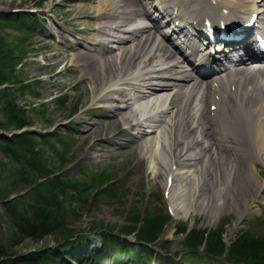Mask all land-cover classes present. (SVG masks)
<instances>
[{"label": "rangeland", "instance_id": "1", "mask_svg": "<svg viewBox=\"0 0 264 264\" xmlns=\"http://www.w3.org/2000/svg\"><path fill=\"white\" fill-rule=\"evenodd\" d=\"M85 4L67 0H0V241L15 254L44 249L59 254L62 251L69 264H80L72 254H80L81 248L91 245L95 247L91 258L102 257L97 264H119L111 261L110 250H103L111 239H103L101 232L111 230L118 235L112 238L116 244L131 247L132 255L141 253L138 259L148 256L147 251L138 249L143 245L157 253L161 261L180 260L176 264H183L182 259L192 264H261L259 260L226 257L230 252L216 249V245L226 248L236 242H251L264 252V191L256 200L259 206L250 203L248 217L241 226L237 211L218 210L208 216L202 210L196 212L195 207L187 208L192 202L181 200L178 211L171 206L175 201L169 195V187L165 190V180L153 181L149 177L156 165L154 161L141 160L142 153L135 146L120 149L113 142L108 144L107 140L118 131L108 134L106 113L85 115L82 110L91 107L85 87L64 88L67 81L75 79L73 71H62L68 53L59 34L90 27L75 19L74 10ZM20 12L39 13L35 20H28L27 30L17 26L21 23ZM72 21L78 23L77 28L72 27ZM48 31L54 38L45 37ZM91 124L98 133L83 139L82 134ZM21 134H26L23 140H15ZM124 137L116 139L117 143ZM97 139L102 142L94 145ZM256 161L260 175L255 182L263 185L264 161L259 157ZM192 169L183 171L191 173ZM187 178L195 184L190 191L193 201L199 195L195 194L196 180L188 175ZM7 205L28 214L34 211L32 207L40 206L55 215V229L43 240L25 239L15 245L16 228L7 214ZM261 219L260 228L254 229ZM150 221L164 222L157 230L160 233L155 243L138 236L142 224L147 228ZM193 233L197 238L199 234L208 238L221 236L215 245L212 242L219 258L207 251L206 241L190 248L186 238ZM197 248L202 253L189 259ZM155 258L148 259L153 262ZM127 261L139 263L128 255ZM48 264L59 262L53 259Z\"/></svg>", "mask_w": 264, "mask_h": 264}, {"label": "bare ground", "instance_id": "2", "mask_svg": "<svg viewBox=\"0 0 264 264\" xmlns=\"http://www.w3.org/2000/svg\"><path fill=\"white\" fill-rule=\"evenodd\" d=\"M154 1L163 18L182 24V28L203 29L207 21L217 25L246 20L258 7V21L264 22V0L260 5L255 0ZM67 2H86L74 13L76 20L90 27L78 31L84 38L75 37L72 43L67 32L59 36L69 53L62 71H73L75 79L67 81L64 88L84 86L87 101L105 107L108 134L118 131L108 144L124 135L129 139L122 141L120 149L135 146L141 153L146 151L141 160L156 164L149 177L165 180V190L169 187L175 201L173 208H179L181 200L192 202L187 208L195 207L196 212L202 210L208 216L218 210L237 211L241 226L250 203L259 206L256 200L262 191L255 181L259 174L256 157L264 159V62L201 83L195 80L193 70L185 68L173 46L158 38L155 28L149 25L138 31L134 27L137 18L153 16L149 0ZM154 19L159 20L158 14ZM45 37L54 36L48 31ZM200 92L197 113L195 97ZM212 106L217 110L212 112ZM85 112L88 110L83 109ZM157 117L155 129L148 133L149 124ZM93 133L98 132L91 124L82 137L87 139ZM100 142L102 139H97L94 145ZM190 167L191 173L183 171ZM187 175L197 184L195 194L199 195L193 201L190 191L195 184Z\"/></svg>", "mask_w": 264, "mask_h": 264}, {"label": "trees", "instance_id": "3", "mask_svg": "<svg viewBox=\"0 0 264 264\" xmlns=\"http://www.w3.org/2000/svg\"><path fill=\"white\" fill-rule=\"evenodd\" d=\"M21 19V23H17V26L21 25L29 29L30 21L29 18L31 16H24L23 14L19 15ZM15 23V21L13 20ZM25 25V26H24ZM14 62V58L12 59ZM13 119L17 122L14 116H12ZM19 123V122H18ZM20 124V123H19ZM23 127V126H22ZM27 134V133H26ZM26 134H21L15 137V140L22 141L23 137ZM8 143V142H7ZM11 144V143H8ZM60 176V175H58ZM62 178V176H60ZM6 211L8 216L13 221V224L15 225V235L13 236L14 240H17L16 244L21 243L22 240L25 239H32L35 241H40L45 239L50 233L55 229V226L57 224V220L55 215L40 207H32L34 211H32L30 214L24 213L22 211H19L15 209V207L11 205L6 206ZM151 222V221H150ZM164 223V222H163ZM162 221L154 222L147 224V228L143 227L144 223L142 224V228L138 230V236L140 240L145 239L146 241L154 242L158 238V228L161 227L163 224ZM103 239L108 238L111 239V241H106V245H109L112 249L115 248L116 244L114 240H112L113 237H118L115 233H113L111 230H104L101 232ZM199 234V233H198ZM199 238L196 237L195 233L189 235L187 239V245L190 246V248L195 249L198 247L201 243V240L206 241V243H209L207 251L211 252L212 254L216 253V249H222L225 250V248L221 245H216V249H214V246L212 245V242L217 240H222L221 236H218L215 238H208L203 237L202 234H199ZM217 239V240H216ZM215 245V242H214ZM8 247L0 241V264H48L53 259L59 264H68V261L65 259L64 252L60 251L59 253H51L49 251H39V252H30L28 254H15L14 252H10L7 250ZM79 249V248H78ZM232 251V256H239L244 258H249L253 260H259L264 264V252H260L257 250V245L255 243H245V242H236L231 245L230 252ZM51 254V255H50ZM73 259L77 261V263L80 264H86L87 263V255L86 253L78 256L76 254H72ZM55 257V258H54ZM260 264V262H259Z\"/></svg>", "mask_w": 264, "mask_h": 264}]
</instances>
